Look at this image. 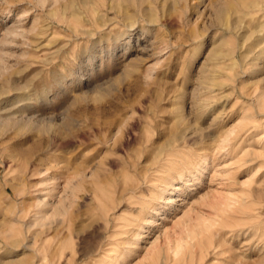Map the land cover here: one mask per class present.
Masks as SVG:
<instances>
[{
    "label": "rangeland",
    "instance_id": "374dc122",
    "mask_svg": "<svg viewBox=\"0 0 264 264\" xmlns=\"http://www.w3.org/2000/svg\"><path fill=\"white\" fill-rule=\"evenodd\" d=\"M223 7L0 0V118L25 108L0 122V264H264V60L220 45ZM218 46L238 63L212 91Z\"/></svg>",
    "mask_w": 264,
    "mask_h": 264
},
{
    "label": "bare ground",
    "instance_id": "6f19581e",
    "mask_svg": "<svg viewBox=\"0 0 264 264\" xmlns=\"http://www.w3.org/2000/svg\"><path fill=\"white\" fill-rule=\"evenodd\" d=\"M239 6H242L243 8H238ZM255 7L264 10V0H224V7L221 9L220 14L218 16V24L227 30V32H225L221 37L222 39L220 41V45L222 44L223 39L225 40V37L228 31H235L238 37H240V47L239 48L241 49L244 61H246L248 57V53L246 52L243 53L244 50L251 52L253 51V49L256 48V46H258L257 50L254 51L253 53V57H250L251 60H253V62L256 63V61L264 60V19L262 20L263 22L259 23L258 30L253 31L252 33L245 35V36H243L240 31L241 27H243V20L245 19L246 16L252 14L251 13L252 10L250 11V9H255ZM231 11L235 13V18L233 20L232 19L230 20L228 16V14ZM148 16H149L148 19L150 21H155V14L153 13L151 9L148 10ZM126 18L129 20L128 22L130 23L131 26H134L136 24L137 18L136 16H133V14L128 12L126 14ZM234 53L235 51L232 49L223 51L221 50L220 46H218L215 49V51H213L212 57L210 58V60H212V63H211V67L209 68L210 69L209 85L212 91H216L217 89L220 90L223 86H225V83L219 78L225 74L224 67L233 69L237 65L238 59L236 58ZM227 60H230V61L226 63ZM224 63H226V65H224ZM24 110L25 108L20 107L19 105H15V106L12 105L9 109H6V111L10 114V116L5 120L0 118V122L14 121V123L21 125V112ZM174 140L175 139H173L172 141ZM172 141L166 146L170 148L172 146ZM165 149L166 148L164 147L158 150L159 152L155 155V158H154L156 162H159L161 158L163 157V155H165L166 153ZM187 179H189L188 176L182 173L181 180L185 181ZM170 184H172L171 185L172 188H170L172 192H169V193L172 194L174 192L177 194L164 196V194L167 193L168 185ZM165 185L167 186L162 188L160 197L164 198L165 199L164 201H166L168 205L172 206L178 201L186 199L182 197V194L178 193V191L182 189L179 183L166 182ZM38 212L41 213V211H37V213ZM40 216L42 218L45 217L44 214H40ZM153 222L151 221L150 223H153ZM154 223L158 224L156 220ZM40 234H42V231H40ZM137 236H138V239L142 237L141 233H138ZM183 248H184L183 244H178L175 246V248L172 251L175 253V255H180L181 253H183Z\"/></svg>",
    "mask_w": 264,
    "mask_h": 264
}]
</instances>
